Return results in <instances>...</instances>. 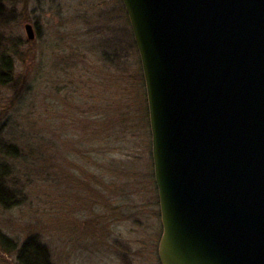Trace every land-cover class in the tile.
Returning a JSON list of instances; mask_svg holds the SVG:
<instances>
[{"label":"rangeland","instance_id":"rangeland-1","mask_svg":"<svg viewBox=\"0 0 264 264\" xmlns=\"http://www.w3.org/2000/svg\"><path fill=\"white\" fill-rule=\"evenodd\" d=\"M5 6L0 51L15 72L0 130L21 156L5 161L16 203L0 208V230L38 238L53 264H160L145 86L121 1ZM0 264L15 257L0 250Z\"/></svg>","mask_w":264,"mask_h":264},{"label":"water","instance_id":"water-1","mask_svg":"<svg viewBox=\"0 0 264 264\" xmlns=\"http://www.w3.org/2000/svg\"><path fill=\"white\" fill-rule=\"evenodd\" d=\"M120 1L145 86L160 264H264V0Z\"/></svg>","mask_w":264,"mask_h":264},{"label":"trees","instance_id":"trees-1","mask_svg":"<svg viewBox=\"0 0 264 264\" xmlns=\"http://www.w3.org/2000/svg\"><path fill=\"white\" fill-rule=\"evenodd\" d=\"M5 3L6 0H0V25L2 26L6 23L5 19L8 17ZM132 45H134L133 42ZM14 72V55L5 49H1L0 98L3 95V91L9 90L14 84ZM139 73L140 76L138 80L142 84L143 78L140 69ZM125 122H128V120L124 117L123 124H125ZM4 136L1 135L0 130V208H8L16 203L14 191H11L6 184V177L10 174V169L6 165L5 161L8 159H16L21 156V148L18 144L8 140ZM0 250L5 254L13 255L15 257L16 264H53L48 249L38 241V238L33 236L25 239L19 244L17 241L11 239L0 230Z\"/></svg>","mask_w":264,"mask_h":264},{"label":"bare ground","instance_id":"bare-ground-1","mask_svg":"<svg viewBox=\"0 0 264 264\" xmlns=\"http://www.w3.org/2000/svg\"><path fill=\"white\" fill-rule=\"evenodd\" d=\"M32 27V26H31ZM32 29H33V27H32Z\"/></svg>","mask_w":264,"mask_h":264}]
</instances>
